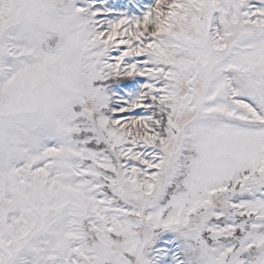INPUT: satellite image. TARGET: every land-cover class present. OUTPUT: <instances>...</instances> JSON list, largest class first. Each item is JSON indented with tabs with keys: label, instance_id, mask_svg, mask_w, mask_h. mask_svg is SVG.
Instances as JSON below:
<instances>
[{
	"label": "snow or ice",
	"instance_id": "obj_1",
	"mask_svg": "<svg viewBox=\"0 0 264 264\" xmlns=\"http://www.w3.org/2000/svg\"><path fill=\"white\" fill-rule=\"evenodd\" d=\"M0 264H264V0H0Z\"/></svg>",
	"mask_w": 264,
	"mask_h": 264
}]
</instances>
